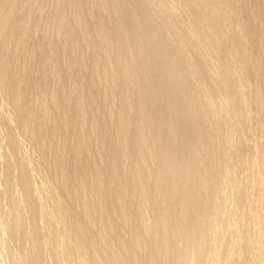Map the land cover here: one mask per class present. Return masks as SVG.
<instances>
[{"label":"bare ground","instance_id":"bare-ground-1","mask_svg":"<svg viewBox=\"0 0 264 264\" xmlns=\"http://www.w3.org/2000/svg\"><path fill=\"white\" fill-rule=\"evenodd\" d=\"M0 99L11 264H264V0H0Z\"/></svg>","mask_w":264,"mask_h":264},{"label":"rangeland","instance_id":"rangeland-1","mask_svg":"<svg viewBox=\"0 0 264 264\" xmlns=\"http://www.w3.org/2000/svg\"><path fill=\"white\" fill-rule=\"evenodd\" d=\"M237 60H235V62H236ZM238 63V62H237ZM238 65V64H237ZM0 102H1V99H0ZM1 117H3L1 114H0V118ZM5 122H4V121ZM5 123V124H4ZM8 127V125H7V123H6V120L4 119V117H3V119L1 118V120H0V191H2V189H3V178H4V173H5V160H4V158H5V156H2V155H5V154H3V151L4 150H6V149H4V148H6V145H5V143H6V139H4V137L6 136V134H5V132H7L8 130L6 129L7 127ZM6 127V128H5ZM3 128V129H2ZM9 128V127H8ZM263 135H264V133H263ZM6 138V137H5ZM264 138V137H263ZM4 145V146H3ZM5 152V151H4ZM3 177V178H2ZM3 179V180H2ZM2 195V193H0V202H2L1 203V205H2V209L3 210H7V207H8V209H9V204L8 203H6V200L5 199H3V195ZM231 196H232V194H231ZM234 197L232 196V197H230V195H229V198L228 199H230V200H228L229 201V206L231 205V207H233V205H234V203H235V198L233 199ZM5 202H4V201ZM231 201H233V203H231ZM8 204V205H7ZM6 206V207H5ZM6 209H5V208ZM0 218H1V213H0ZM3 226V227H2ZM6 235H7V237H6ZM11 240L9 239V236H8V232L6 231V229L4 228V225L1 223V221H0V264H11V262H12V258H11V256L9 255V254H6V253H4L5 251V245L7 246V247H10V248H13L14 247V244L12 245L11 243H13V242H11ZM2 243V244H1ZM4 243V244H3ZM7 243V244H6ZM9 245H12V246H9ZM3 247V248H2ZM4 249V250H3ZM9 258H10V260H9ZM6 261V262H5Z\"/></svg>","mask_w":264,"mask_h":264}]
</instances>
